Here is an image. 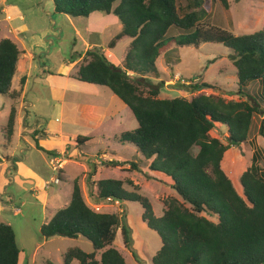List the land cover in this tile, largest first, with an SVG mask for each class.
Here are the masks:
<instances>
[{
	"label": "trees",
	"instance_id": "1",
	"mask_svg": "<svg viewBox=\"0 0 264 264\" xmlns=\"http://www.w3.org/2000/svg\"><path fill=\"white\" fill-rule=\"evenodd\" d=\"M52 1L57 14L88 18L101 13L118 19L122 28L108 49H114L124 38L131 40L122 66L115 67L100 49L93 47L81 57L73 78L108 89L129 109L137 128L122 133L120 143L132 145L151 162L149 171L163 175L178 195L166 199L161 217H155L149 199L140 195L132 181L105 179L95 183L96 191L91 193L95 203L110 198L142 208L141 221L161 242L151 264H264V171L255 155L240 176L239 192L222 165L230 149L249 144L254 120L264 117V92L257 96L247 93L249 84L264 79V30L235 36L202 24L212 16L214 4L228 10V0H188L185 6L179 4L180 0H120L116 7L117 0ZM171 28L180 31V36L166 38ZM207 43L231 50L230 59L236 69L235 96L240 100L203 93L190 100L160 99L162 86L146 78L156 74L157 58L172 47L198 49ZM21 55L11 40H0V96L16 102L25 82L24 78L20 80L18 91L12 88ZM193 88L196 91L199 86ZM15 120L16 108L12 107L2 128L7 145L14 135ZM221 126L227 129L224 142L210 135ZM258 133L264 139V121ZM89 140L78 137L76 146L80 148ZM122 164L104 163L113 168ZM130 165L137 168L134 163ZM125 184L133 191H127ZM118 230L124 248L138 261L130 228L122 216L90 209L75 181L68 204L42 225L40 235L44 239L82 237L91 243V253L68 249L63 254L64 264H126L113 248ZM20 254L12 227L0 223V264H18Z\"/></svg>",
	"mask_w": 264,
	"mask_h": 264
},
{
	"label": "rangeland",
	"instance_id": "2",
	"mask_svg": "<svg viewBox=\"0 0 264 264\" xmlns=\"http://www.w3.org/2000/svg\"><path fill=\"white\" fill-rule=\"evenodd\" d=\"M119 2L120 0H117L114 7ZM187 2L188 0H180L179 4L185 6ZM228 2V10L223 9L219 3L214 4L212 16L207 17L202 24L219 27L235 36L264 30V0ZM6 8L8 11L1 13V10ZM98 15L105 19L100 25H95L94 19ZM90 27L97 28L99 32L91 31ZM120 29L121 24L112 14L107 17L94 13L89 18H72L57 14L52 0H0V40L10 39L27 57L21 58V65L18 64L13 88L19 86L23 65L30 76L24 93L25 101L31 104L26 112L29 135L21 143L14 140L7 146V151L15 160V167L35 171L37 174V178L11 174L8 183L0 172V191H3V184H7L6 192L12 193L11 199H2L3 207L7 208L0 215V223L10 224L15 239L17 238L21 250L18 264H64L63 254L71 248H79L86 253L93 252L91 243L82 237L44 239L40 235V229L48 222L54 210L66 206L72 183L75 181L80 187L84 201L91 207L93 202L96 204L90 195L94 188L96 191V186L95 183L94 186L89 183L94 169H97L95 179L98 181H132L133 185L140 189V195L149 199L155 217L162 215L166 199L178 198L163 175L149 171L151 162L142 158L132 145L120 143L122 133L137 128V122L129 109L113 97L108 89L86 85L73 78L82 62L81 57L92 46L100 49L112 65L122 66L131 40L123 39L114 49H108V44L119 34ZM180 34V31L171 28L166 38L178 37ZM231 55V50L221 44H202L198 49L172 47L157 58L156 74L146 78L153 85L162 86L160 99L190 100L203 93L206 96L238 101L240 99L235 96L236 69L231 62ZM129 75L136 77L135 74ZM195 85L199 86L196 91L193 90ZM263 92L264 79L249 84L247 93L250 96ZM11 103L12 100L0 96V154L6 148L2 128L7 123ZM262 119L254 120L249 144L240 148L238 153L235 152L236 149H232L223 160V169L239 192L240 176L250 167L251 159L255 155L258 158V166L264 171V139L258 133L264 117ZM226 130L223 126L213 129L211 137L224 142L227 137ZM78 137L90 140L79 148L76 146ZM36 146L41 150L38 151ZM30 148L32 150L23 163L25 154L21 150ZM56 153H62L57 157H62V172L67 181L61 186H52L60 190L61 194L58 193L57 203L44 210V194L51 191V188L44 189V182L58 176L52 172L49 165L50 157ZM103 154L106 156H102ZM101 156L105 161L100 160ZM114 159L121 160L122 166L113 168L104 165ZM130 163H134L137 168H132ZM153 174L159 175L161 180L156 179ZM38 189L42 190L39 192ZM125 189L133 191L127 184ZM115 203L118 205L102 201L99 204V213L122 216V220L130 228L132 248L138 261L124 248L120 230L117 231L113 248L121 254L126 264H151L152 257L161 246L158 235L141 221L143 210L138 204ZM92 209L95 211L94 207ZM203 216L216 222L213 217Z\"/></svg>",
	"mask_w": 264,
	"mask_h": 264
},
{
	"label": "crops",
	"instance_id": "3",
	"mask_svg": "<svg viewBox=\"0 0 264 264\" xmlns=\"http://www.w3.org/2000/svg\"><path fill=\"white\" fill-rule=\"evenodd\" d=\"M8 11V8H6L5 10H1V13H3V12H7ZM94 14V13H93ZM90 16H92V14L90 15ZM89 16V17H90ZM96 16V15H95ZM107 17H109L110 15H106ZM88 17V18H89ZM21 19H22V17H20ZM105 18H103V17H101V15H98V17L97 18H95L94 20H96V22H94L95 23V25H100V23L104 20ZM9 20V19H8ZM122 28V27H121ZM91 31H93V32H99L98 31V29L97 28H92V27H90L89 28ZM120 31H121V29H120ZM120 33V32H119ZM89 34H93V33H89ZM124 39H129V38H124ZM2 40V39H1ZM10 40V39H9ZM129 41H130V39H129ZM13 42V41H12ZM14 43V42H13ZM15 44V43H14ZM17 46V45H16ZM93 47V46H92ZM92 47H90V49L92 48ZM17 48H18V46H17ZM19 49V48H18ZM20 50V49H19ZM21 51V50H20ZM22 52V51H21ZM25 57V59L27 58L26 56H24V54L22 53V55H21V58H24ZM20 61H21V59H20ZM31 61H33V57H31ZM20 65H21V62L19 63ZM28 64V63H27ZM23 68H24V70L22 69V74H20V76H19V80L20 79H22V78H24L25 79V82H24V86H23V88H22V93H21V97H20V99H19V101H13L12 100V103L10 104V109H9V113H10V110H11V108L12 107H14V108H16V120H15V127H14V135H13V138H12V141H11V143L10 144H6V141H5V143H4V147H6V148H4V151L2 152V154H0V172L2 173V174H4V177H5V179L8 181V183H10V176H11V174H21V176H23V177H27V176H29V177H32V178H37V174H36V172L34 171H31V170H28V169H21V168H19V167H15V165H14V163H15V160L13 159V158H11L10 156H9V154H8V151H7V146H10L13 142H14V140H18V142H22L24 139H26V137L29 135V131H30V127L29 126H27V124H26V119H27V110L30 108V103H28V102H26L25 101V99H26V97L24 96V93H25V90H26V88H27V86H28V84H29V78H30V76H29V74L27 73V71H25V68H26V66L24 67V65H23ZM16 75H17V73H16ZM15 75V76H16ZM75 75V74H74ZM74 77V76H73ZM15 78V77H14ZM14 80V79H13ZM86 85H88V84H86ZM93 86V85H92ZM12 88H13V84H12ZM14 89V88H13ZM14 90H16V91H18V90H20V84H19V86L18 87H16V89H14ZM114 97V96H113ZM116 98V97H115ZM8 99V98H7ZM11 100V99H10ZM25 114V115H24ZM9 115V114H8ZM219 129V127H216L215 129ZM211 135V134H210ZM4 140H5V137H4ZM37 147V146H36ZM243 148V146L241 147V149ZM232 149H235V148H232ZM232 149H230L229 150V152L232 150ZM31 148L29 149V150H21V152L23 153V154H25V157H24V161H23V163L26 161V156H27V154L28 153H30L31 152ZM38 150V149H37ZM38 151H40V150H38ZM240 151V149H236V153H238ZM60 155H62V153H56L54 156H60ZM102 156H106L105 154H103ZM101 156V157H102ZM51 157H53V156H51ZM50 157V158H51ZM100 157V160L101 161H105V159L102 157L101 158ZM116 159H120V158H116ZM116 159H114V161H118V160H116ZM118 162H122L121 160H119ZM22 163V162H21ZM102 163V162H101ZM100 163V164H101ZM66 164V163H65ZM223 164V163H222ZM88 173H89V171H87V175H88ZM97 175V169H94V171H93V174L90 176V181H89V183H90V186H93L94 185V183H96V182H98V180L97 179H95V176ZM152 175V174H151ZM153 175H155L154 177H156V179H159V180H161L160 179V177H159V175H157V174H153ZM150 176V175H149ZM52 180V178H50L49 180H46L44 183H45V186H44V189L45 190H50V188H51V191H49V192H47V193H45L44 194V198H43V200H42V207H43V209L44 210H48V207H51L54 203H57L58 202V200H59V195H58V193H60L61 194V192H60V190H56V189H54V187H52V186H54L55 184H51V185H49V186H46V184L47 183H49L50 181ZM115 180V179H114ZM14 181V180H13ZM67 181V179H66V175L62 172V174L60 175V183L59 184H56L57 186H61V184H63V183H65ZM233 181V180H232ZM78 184V183H77ZM93 184V185H92ZM72 185H73V183H72ZM7 184H3V191H0V215H2L6 210V208L7 207H3V205H4V202H3V200L2 199H4V198H7V199H11V197H12V193H8V192H6V188H7ZM51 186V187H50ZM2 187V186H1ZM80 188V187H79ZM1 189V188H0ZM42 189H38V191L40 192ZM90 190H91V188H90ZM71 191H72V188H71ZM94 191H95V188L92 190V191H90V195H91V192H93L94 193ZM81 194H82V192H81ZM82 197H83V195H82ZM84 199V198H83ZM93 198H92V196H91V200H92ZM68 202L69 201H67L66 202V205L68 204ZM85 202V201H84ZM86 203V205L90 208V209H92V207H94L95 209L96 208H99V210H98V212H100V205H96V204H94V202H93V206L91 207V206H89V204H87V202H85ZM115 203V202H114ZM64 207V206H63ZM63 207H61V208H63ZM61 208H59V209H61ZM59 209H57V210H59ZM57 210H54L53 212H52V215H51V217H50V219L52 218V216L54 215V213L57 211ZM93 210V209H92ZM18 211V210H17ZM94 211V210H93ZM161 217V216H160ZM49 219V220H50ZM48 220V221H49ZM5 224V223H4ZM6 224H8V223H6ZM8 225H10V224H8ZM18 241H17V238H16V243H17ZM17 246H18V248H19V250H20V247H19V245H18V243H17ZM20 252H21V250H20ZM72 264H78L77 262H73Z\"/></svg>",
	"mask_w": 264,
	"mask_h": 264
},
{
	"label": "built area",
	"instance_id": "4",
	"mask_svg": "<svg viewBox=\"0 0 264 264\" xmlns=\"http://www.w3.org/2000/svg\"><path fill=\"white\" fill-rule=\"evenodd\" d=\"M49 165L51 167V170L53 173H57V177H54L49 183L46 184V186H49L51 184H59L60 182V175L62 174V169L64 166V162L62 161V157H56L53 156L49 159ZM106 202L110 203L113 202L110 198H107L105 200ZM118 205V203H114ZM95 212H98V209H95Z\"/></svg>",
	"mask_w": 264,
	"mask_h": 264
}]
</instances>
